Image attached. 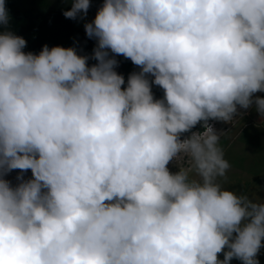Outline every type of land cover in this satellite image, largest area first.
<instances>
[{
    "label": "clouds",
    "instance_id": "obj_1",
    "mask_svg": "<svg viewBox=\"0 0 264 264\" xmlns=\"http://www.w3.org/2000/svg\"><path fill=\"white\" fill-rule=\"evenodd\" d=\"M10 25L0 0V264H260L264 202L223 186L215 124L264 122V0H103L91 55Z\"/></svg>",
    "mask_w": 264,
    "mask_h": 264
},
{
    "label": "trees",
    "instance_id": "obj_2",
    "mask_svg": "<svg viewBox=\"0 0 264 264\" xmlns=\"http://www.w3.org/2000/svg\"><path fill=\"white\" fill-rule=\"evenodd\" d=\"M51 1L6 0V7L11 17V29L17 35L23 36L27 41L24 51L39 53L42 46L47 44L49 47L56 45L64 47L76 46L79 54L91 55L96 41L86 36L85 23L77 26L75 23L76 19L66 18L63 14L65 10L71 8V3H65L64 0H54L55 4H51ZM102 3L103 0H91V7L86 16V22L94 19L97 9ZM119 58L123 67L122 75L127 81L129 73L139 71V68L131 60L125 59L123 56H119ZM88 63L91 65L96 63V61L90 59ZM152 91L156 98L163 96V90L158 86L153 85ZM218 123L220 124V121ZM193 130L202 129L197 125V128ZM18 172L19 170H14L9 175L18 174ZM30 173L31 170H28L24 176ZM12 183L15 184L14 182Z\"/></svg>",
    "mask_w": 264,
    "mask_h": 264
},
{
    "label": "rangeland",
    "instance_id": "obj_3",
    "mask_svg": "<svg viewBox=\"0 0 264 264\" xmlns=\"http://www.w3.org/2000/svg\"><path fill=\"white\" fill-rule=\"evenodd\" d=\"M51 4H55V1L52 0ZM85 22L86 17L75 20L77 26ZM116 59L119 61L116 71L122 74L121 60L119 56ZM220 124L216 123L215 128L218 131L223 130L220 146L224 149L225 159L231 165L226 179L222 181L223 186L264 202V122H261V118L254 109H249L242 116L235 117L230 123L220 121ZM181 158L169 164L171 172L191 166L189 159L184 157L181 161ZM30 174L25 176V179L30 178ZM16 176L17 174H12L7 178L17 183ZM218 257L222 260L223 253L218 254ZM257 258L260 264H264V247L261 248ZM230 264H242V262L234 258Z\"/></svg>",
    "mask_w": 264,
    "mask_h": 264
},
{
    "label": "built area",
    "instance_id": "obj_4",
    "mask_svg": "<svg viewBox=\"0 0 264 264\" xmlns=\"http://www.w3.org/2000/svg\"><path fill=\"white\" fill-rule=\"evenodd\" d=\"M255 95L263 97L264 96V92H259V93H256ZM213 122L214 121H210V123H212V124H213ZM30 177H31V174H30Z\"/></svg>",
    "mask_w": 264,
    "mask_h": 264
}]
</instances>
